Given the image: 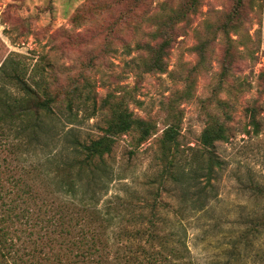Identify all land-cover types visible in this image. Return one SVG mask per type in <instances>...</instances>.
Segmentation results:
<instances>
[{"label": "rangeland", "instance_id": "rangeland-1", "mask_svg": "<svg viewBox=\"0 0 264 264\" xmlns=\"http://www.w3.org/2000/svg\"><path fill=\"white\" fill-rule=\"evenodd\" d=\"M187 1L0 0V66L18 64L26 80H43L56 99L47 132L29 144L30 151L5 156L19 164L49 155L65 161L73 152L71 135L101 136L115 110L128 107L155 129L143 141L137 130L117 136L107 158L113 180L100 190V206L115 196L140 205L160 167V141L171 116L180 113L187 153L206 152L204 127L222 122L226 137L213 147L222 161L212 181L214 196L185 219L190 256L195 264H264V0L244 9L250 25L231 34V54L217 28L237 0H201L199 12L177 21L176 11ZM165 37L171 39L165 69L146 71L151 54L140 45H158ZM7 93L20 94L15 86ZM252 107L257 132L247 111ZM10 140L17 143L12 133Z\"/></svg>", "mask_w": 264, "mask_h": 264}, {"label": "trees", "instance_id": "trees-1", "mask_svg": "<svg viewBox=\"0 0 264 264\" xmlns=\"http://www.w3.org/2000/svg\"><path fill=\"white\" fill-rule=\"evenodd\" d=\"M253 2L237 0L226 22L217 28L227 40L228 54L233 49L231 34H241L250 25L242 13L254 10ZM200 4L201 0H188L176 11L177 21L199 12ZM170 40L165 37L158 45H140L151 54L146 71L165 69ZM198 48L203 51L205 43ZM7 63L0 66V92L5 94L0 95V157L4 155L5 161L0 166L4 174L0 178V264H195L185 219L214 196L212 181L222 161L213 147L226 137L224 124L212 121L204 127L200 141L206 152L187 153L180 141V113L172 115L160 141V167L140 205L115 196L101 207L100 190L113 180L107 158L117 136L137 130L143 141L154 131L153 121L118 107L101 136L82 140L71 135L73 152L65 161L49 155L44 161L12 163L8 156L30 151L32 142L51 127L56 99L43 80L32 84L24 68ZM228 68L225 64L224 69ZM10 86L20 94L9 96ZM72 106L70 101L68 113L73 112ZM247 111L254 130L259 131L256 108ZM10 133L17 143L8 141ZM5 183L14 190H6ZM163 192L172 198L165 201Z\"/></svg>", "mask_w": 264, "mask_h": 264}]
</instances>
